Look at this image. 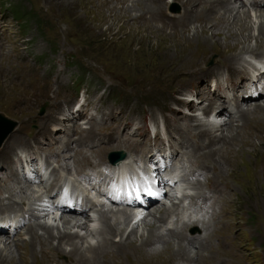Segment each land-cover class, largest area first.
Masks as SVG:
<instances>
[{"label": "rangeland", "instance_id": "obj_1", "mask_svg": "<svg viewBox=\"0 0 264 264\" xmlns=\"http://www.w3.org/2000/svg\"><path fill=\"white\" fill-rule=\"evenodd\" d=\"M203 1L195 0L189 4L186 0L181 2L180 0H166L165 6L155 8L149 18L150 20L146 16L143 20L138 17L136 19L119 18L118 20L115 16L109 15L106 12V8L99 10L100 2H95L91 7L87 5L86 0H81L80 2L73 0H0V115L15 123L13 127L15 129L11 130L7 134L8 138L6 137L3 141H10V144L11 142L19 144L22 143L21 140L25 139L31 141L32 139L30 138L39 131L38 128L42 131L40 128L41 124H48L45 129V135L37 137L38 145L32 141L29 147L34 161L37 162L36 158L39 152L45 154L56 147L62 146L67 139L68 141L76 139L77 135L71 133L75 125H79L83 130H89L95 124L100 129V133L94 137L97 141L102 140L104 134H113V129L120 122H124L126 116H131L140 123L154 119V121L159 122L158 119H162L167 129L170 127L176 131L177 129L174 128L182 124L178 121L176 126L178 116L188 113L189 116L196 115L195 117L198 118L196 123L198 129L206 127L204 123L206 116L202 114L204 110L202 107L207 105L206 96L208 95L211 101L213 96L211 91L203 88V84L197 87V91L196 89L193 90L191 85L193 83L192 78L197 73L195 71L200 66H203L204 63H206L207 67L213 66L214 61H216V54L222 59L229 58L240 51L241 45L233 49V47L227 46L221 38H210V35H208L209 38H206L204 36L206 34L199 29V23L195 17L193 18V12L189 14L192 22L189 23L191 20H185L187 21L185 25L184 23L180 24L181 20L171 24L162 18L167 10L174 14L190 13L189 8L191 6L192 8L194 5L199 7ZM76 2H83L82 6H84V9L81 10V6L77 5ZM230 5L237 6L238 3H231ZM208 6L213 10H218L213 7L212 0L208 2ZM248 7L254 8V2L251 1L249 5L245 4L243 8L239 9L243 10ZM255 10L259 9L255 8ZM218 11L220 14L226 12L224 10ZM131 14H138V11L134 10ZM233 15L234 13L231 14V18H233ZM253 16L251 15L252 23L255 21ZM252 33L256 36V30L253 29ZM251 46L254 47V39L250 42ZM212 54L214 55L211 57ZM197 56L201 58L197 59ZM251 58L249 56L246 59ZM221 84L223 85V82L219 83L220 86ZM181 85L186 86L179 89ZM79 86L82 88L81 90H79ZM183 89L184 91H182ZM220 89L223 91L222 87ZM84 92L87 93L88 99L94 97L97 104L96 110L100 116L90 121L88 128L83 120L69 119L60 121L61 117L57 115L58 111L55 112L56 100H58L56 106L61 108H65L68 105L73 106L74 103L81 101V94ZM188 95L194 99L192 105L188 107L182 105L179 111H172L171 108L177 107L173 99L183 98L188 100ZM258 101V103L262 104L264 103V98L262 97ZM165 107H169L173 112V118L169 117V112L165 110ZM120 113L121 119L119 121L118 114ZM219 114L221 112L216 115ZM236 114L237 111L227 117L229 124H240V119ZM56 116H58L57 120H55ZM80 116L82 117V113ZM252 117L254 122H259L258 124L264 127V120L262 119L264 116L260 115V112H254ZM221 122L223 120L217 122L216 127L211 129V136L225 133L222 130L224 125L219 126ZM0 124L2 125L3 123ZM183 125H186V123H183ZM231 133L235 134L234 131H231ZM254 133L255 131L250 133L245 131L237 134L255 144L258 142L256 136L261 138L260 141H264V134L257 135ZM131 137L132 140L137 138L136 136ZM52 138L53 141L51 140ZM94 138L87 139V141H93ZM116 140L114 143L122 141V138L118 141ZM3 141L0 144V180L7 179L5 180L7 181L6 183H13L14 177L15 181L17 179L19 181V178L23 175L21 169L24 168V158L26 156L22 153V147L16 146L12 163L8 165L11 153L5 152L2 154L5 144ZM107 142H103L101 145L108 146ZM192 142L195 144L194 138L189 141L191 149L193 147ZM252 145L254 144H250L247 147L249 153ZM86 146L90 145L86 144ZM204 149H199L196 153L201 150L204 151ZM111 150L114 149H109L106 156ZM218 152L225 153L227 157V165L223 167L221 174L228 179L231 187L227 190L230 201L215 205V208L219 211L217 216H211V207H207V205H201V208L196 206L195 202H198L197 205H199L202 199L194 198L192 201L190 200V196H197L198 191H200L195 188L194 182H191L192 180L194 181L195 175L198 178L209 181L203 176L208 170L204 166H201L204 171L200 170L201 167H190L192 180L182 181L173 191L172 197L163 199V204L162 202L159 203L160 208L169 209L170 215L172 214L171 219H178L179 223H175L177 226L181 224L183 218H198L201 215L207 217L205 224L190 225L186 227L182 234L187 238V241H184L183 244L188 249L187 255H182V257L192 258L195 255L196 258L193 259H196L197 262L194 264H264V173L259 169L254 170V164L258 160H255L252 155L247 153L243 158L238 156L239 152L233 141L229 142L224 138L223 143L218 147ZM191 153L194 154V152ZM61 154L65 158L69 156L65 151L61 152ZM259 154H261V151H259ZM185 156H187L186 153ZM260 158L263 159V156ZM188 159L194 164L192 162V159H194L193 155L191 160L190 158ZM188 159L187 163H190ZM49 160L56 164L57 169L54 175L56 173L59 175V171L62 168L52 159ZM250 162L252 163L250 164ZM20 165H23L21 169ZM205 166L209 165L205 163ZM69 167V170L62 169V172L69 178H73L81 170L97 168L99 165L86 167L71 165ZM25 171L27 170L24 169ZM12 172L15 174L13 178L10 177ZM37 180L35 175L30 179H22L19 182L24 186L30 185V191L37 196L40 195L42 189V185ZM2 184L3 182H1ZM206 187L208 186H205V191H207ZM216 191L218 192L216 188L211 187L205 195L207 198L216 196ZM7 196L0 195V204H5L6 202L23 206L21 199L17 195ZM35 196L24 201L26 209L30 206L38 207L41 201H37ZM172 204L175 206H172ZM176 206L179 207L178 210L173 211ZM101 207L117 208L103 203L87 210L85 215L92 220L87 223L90 229L95 230L100 225V221L97 219ZM151 207L152 205L147 207V209ZM143 210L146 209L144 208ZM52 214L54 215V213H50L40 220L47 221L53 225L58 224L60 230H63L60 220L52 219ZM62 214L68 218H82L72 213ZM155 215L157 216L158 213H155ZM3 217L5 218V216ZM6 217L9 219L11 216ZM8 219L5 226L11 221ZM82 219L84 220V218ZM14 220L12 219V221ZM136 220L139 224L137 226L138 234L146 236L148 225H140L141 220L137 218ZM154 220L156 225L162 223L156 217ZM208 222L210 223L208 224ZM175 224L174 226H176ZM72 225L73 223L70 225L69 231L78 233L82 237L81 240L75 238V242L81 252L70 258L65 257L64 254L52 255L51 262L53 264H61L63 259L68 262L83 259L85 254H87L84 248L88 245H96L98 243L97 240L99 241L98 235L94 232L90 234L86 229L80 230ZM171 226V224L167 225L168 228ZM129 229L125 230V235ZM203 229L204 233L208 235V247L204 248L203 256L201 257L197 256L196 252L198 250V242L201 239L200 233ZM37 230L39 233L42 232L38 228ZM55 231L54 228L53 233ZM5 233H9L7 236L12 234L8 231L3 232V234ZM26 233L25 229L21 227L17 232L13 233L11 236L12 240L16 241L21 238L25 241L28 239ZM124 234L123 236H125ZM162 234L164 233L162 232ZM112 237L115 242H118L119 238L115 237V234ZM170 240V245L175 250L180 247L178 244L181 243L177 242L176 237H170ZM41 241L42 238L35 242L34 250H46ZM0 243V249L5 255L6 249H4L1 241ZM52 244L56 245L57 241L54 240ZM234 245L240 254V259L231 263L228 249ZM31 247L32 242H24L19 246H14L19 256L26 252L25 255L29 258V261L33 257V253L30 250ZM61 249L65 252H70L71 245L62 243ZM108 250L109 247L105 248L104 251L107 252ZM107 253L103 254V256L99 253L98 260L102 261V264H129L124 258V254L111 256L110 258ZM164 253V251L160 252V257H165ZM176 259L177 257H172L167 264H176ZM82 263L87 264V261ZM178 264L183 263L178 261Z\"/></svg>", "mask_w": 264, "mask_h": 264}, {"label": "bare ground", "instance_id": "obj_2", "mask_svg": "<svg viewBox=\"0 0 264 264\" xmlns=\"http://www.w3.org/2000/svg\"><path fill=\"white\" fill-rule=\"evenodd\" d=\"M73 1L80 2L81 0L80 1L73 0ZM181 1H185V0H180V2ZM194 1L195 0H190V1L186 0V2H188L189 4L193 3ZM210 1L211 0H204L203 3L199 7H195L194 5L192 8L191 6L192 10L191 8H189L190 13H187V14L185 13L184 14H179V13L174 14L170 12L169 10H167L165 13L163 12L164 14L162 18L167 23H171V24L181 20L180 24L182 25L184 23L185 25L187 21L191 20L189 18V14L193 12L194 13L193 18L195 17L196 21L199 23L200 26L198 24L197 25L200 27L199 29H201L202 33L206 34L204 35L206 36V38L207 37L209 38L208 35H210V38H213V37L221 38L223 39L224 43L227 46H231L233 47V49L241 45L240 51H238L237 54L232 55L231 57L226 58V59H222L219 57L218 54H216L217 57H216V61H214L213 66L207 67L206 63H204L203 66H200L198 70L195 71L197 73L195 74V76H193L194 77L192 78L193 83H191V85L193 86L192 87L193 90L196 89L197 91L198 89L197 87L203 84V88L205 90L211 91L212 95L214 94L215 90H217L218 93L221 92L220 87H222L223 91L225 92H230V93L236 92V94L238 91L241 90L242 98H241L240 103H237L236 110H235V112L237 111L236 115L240 119V124L239 123H236V125L229 124V120H227V117L231 116V114L229 113L228 110H224V106H223L224 101L223 102L219 101L218 108L223 110V114L221 113L215 116L217 118H221L222 115L226 114V118H224L223 122H221L219 125L220 127L221 125H224V128H222V130H224L225 133H220V135L211 136L212 135L211 127H208L206 122H204L206 124V127L198 129V126L196 125V123L198 122L197 121L198 118L195 117L196 115L189 116L185 114L184 115L180 114L178 116L179 118H177L176 120V126H177L178 121L182 124H179L176 128H174V129H177L176 131L170 127H168L167 129L165 128L166 126L165 127L162 126V130H163V134H166V136L172 138V141L180 138L181 141L186 142L188 138L190 137L195 138V144L193 145L192 149L188 151V152H194V154L187 152L186 153L187 156H185V154L182 155L183 164H184L183 166L184 171H183L182 177L185 178L184 177L185 175L189 177L190 169H191L190 167H194L195 165H196L195 168L196 167L200 168L201 166H204L205 168L208 169L206 174H204L203 176L209 181H206L203 178H198L197 175L194 181L193 180L191 181L192 183L194 182L195 188L199 189L200 191H198L197 196L196 195L190 196V200L192 201L194 198L202 199L203 201L202 206L207 205V207H211V210H210L211 216L213 215L217 216V214H219L218 213L219 211L215 208V205L217 203H222V202L227 203L230 201L227 190L231 186L229 185L228 179L224 175L221 174V170L223 169V167L227 165V157L225 153L218 152V147L221 143H223L224 138H226L227 141L229 142L233 141L235 143V146H237V150L239 152L238 156L243 158L248 153L252 155L255 158V160H258L254 164V170L259 169L262 171V173H264V141H260L261 138L259 136H256L258 142L255 144L249 140H246L241 135L238 136L237 134V133L241 134L242 132H245V131L246 133L255 131L254 134H257V135L264 134V127L258 124L259 122L257 123L256 121L254 122L252 120L253 118L252 114L254 112H260V115L264 116V103L262 104L258 103L259 102L258 100L263 97L262 96L263 94L261 93L258 96L253 97L250 95V93H247V91H250V90H256V91L262 90V92H264L263 91L264 82H260L261 77L264 76V71L263 69H257V68L251 67L250 59H246L247 57L251 56L252 57L251 59L254 58L257 61V63L264 65V54H263L264 53L263 52L264 51V43H263V40H264V11H263L264 10V0H257V1L252 0V2H254L255 7L254 8L248 7L243 10L239 9V8H243V6L246 4L242 0H233V2L232 0H212V5L214 8L218 10L226 11L223 14H220L218 10L216 11L215 9L214 10L211 9L208 6V2ZM95 2L101 3L100 6L98 4L99 10H103L102 8H106V12H108V14L113 17L115 16V18H117L118 20L119 18H135L136 19V17L142 18L143 20L145 16L148 17L149 19L150 16L152 15V12L155 10V8L163 7L167 3L166 0H86L87 5L91 7L94 5ZM82 3H77V5L81 6V10L84 9V6H82ZM231 3L233 4L238 3V5L231 6L230 5ZM255 8H258L259 10H255ZM134 10H137L138 14L132 15L131 13ZM233 13H234L233 18H231V14ZM251 15H254L253 16L255 18L254 23H252ZM191 22L192 20L189 23ZM253 29L256 30V36L252 33ZM252 39H254V47L253 46L250 47V42ZM213 55L214 54H212L211 57ZM199 58L201 57L197 56V59ZM262 68H264V66ZM220 82H223V85L221 84L220 86L219 85ZM185 86L186 85H183V86L181 85V87L179 86V89L185 88ZM182 91H184V89ZM205 100L207 101L208 106H209V103H213L209 99L208 95L206 96ZM173 101L176 102L175 104L177 105V107L171 108V109L172 111L176 112L180 110V107H182V105H185L187 107L189 105H192V103L194 102V99L189 96L188 100L187 99L184 100L183 98H177V99H173ZM57 103H58V100H56L55 102V112L58 111L57 115L61 117V119L59 118L60 121H65L69 119L78 120L81 118L80 116L81 113L82 115L84 113V108L77 107L75 103L73 106L68 105L65 108L56 106ZM95 109H97L96 106H95ZM165 110L169 112V117L173 118L172 116L173 112L169 109V107H165ZM95 111L97 112V110ZM202 114H204L207 117L208 108H205L202 111ZM118 115H119L118 120L120 121L121 113ZM57 117L58 116L55 117L56 118L55 120L58 119ZM262 119L264 120V118ZM92 120H95V117L92 118ZM126 122H127L126 120L124 122H120L118 126L115 127V129L122 128V132L124 133L126 129V128L124 129V127H127ZM183 123H186V125H183ZM210 125L216 127L217 122H214ZM47 126L48 124L42 123L40 126L42 131L38 128L39 131L35 133L36 136L33 135L30 138L32 139L31 141H29V139H25V140H21L22 143H19V144H15L12 142L10 144V141L9 142L3 141L5 144H4V149L2 150V154L5 152L11 153V156L9 157V161L7 160L8 165L12 163V158L14 156V150L15 148H17L16 146L22 147L21 149L22 153H24V155L26 156L24 158L25 159L24 168L21 169V166L23 165H20V169L23 171V175H21V177L19 178L20 180L26 179V178L30 179L31 177L37 174V170L34 167L35 166L34 157L29 147L31 146L30 144L32 141L37 144L38 136L45 135V132H46L45 129L47 128ZM14 129H12V131ZM115 129H113V134H104L103 139L97 141V146L91 147V146H86V141L87 139H92L96 137L100 133L99 132L100 129L95 124H93L89 130H83L82 128L79 127V125H75V127L71 130V133L77 135L76 139L72 141H68L67 139L62 146L56 147L55 149H52L51 151L45 153L44 155L48 159H52L53 161H55L59 165V167H61L64 170H69L70 168L69 166L71 165H77V167L100 165L103 161H106V157H107L106 153L109 149L120 148L124 144L123 141H118L120 138H122L123 134H121V136H119L118 138L117 134L115 133ZM181 131L182 133L185 132L187 135L183 136L179 133L178 134L176 133V132H181ZM231 131H234L235 134H232ZM132 136H135V135H132ZM6 137L7 135L4 137V140L6 139ZM51 140L53 141V138ZM115 140L118 142L114 143ZM106 141H108L107 142L108 146L101 145V143L106 142ZM250 144H254V145H252V149L249 153L247 147H249ZM124 145L126 147L132 146L129 143L124 144ZM202 148H205L204 151L201 150L202 152L200 151L196 153V151ZM63 151L69 154L68 158H65V156L61 154V152ZM69 151H71V153H69ZM259 151H261V154H259ZM209 153H211V155H209ZM192 155L194 158L192 159L193 160L192 162L194 164L187 163L186 157L190 158L191 160ZM261 156H263V159L260 158ZM126 159L127 158H125L124 161L119 162V163H125ZM205 163L209 165L210 167L205 166ZM251 163L252 162H250V164ZM202 168L203 167H201V169ZM24 169H27L29 171V177H25ZM202 171L204 170L202 169ZM13 176H15V174L12 172L10 177L13 178ZM5 180L7 179L0 180V195L5 196V197L7 195H9L10 197L11 195H14V196L17 195V197L21 199L22 201L21 203L23 204V206L21 205L17 206L15 204L6 203V202L5 204H0V223H2V226L0 229V237H1L0 241L4 245L3 246L4 249H6L5 255H3L2 250L0 249V264H21V263L22 264H29V263L30 264H53L51 262L52 255L56 254L55 256H57V254H64L65 257L70 258L71 256L80 253L81 249L78 247L77 243L75 242L76 241L75 238H79L81 240L82 237H80L78 233H71L69 231L70 225L72 223H73L72 226H75L76 228L80 230L86 229L87 231H89L90 234H93L94 232L95 234L98 235L99 241L97 240L98 243H96V245H88L84 248L85 253H87L85 254V258L77 259V260L70 261V262L65 261L63 259L61 261V264H83L82 263L83 261H87V264H102V261L98 260L99 256L100 255L103 256V254L107 252L110 258L111 256L124 254L123 256L128 261L129 264H167L169 263L168 262L169 259H171L172 257L173 258L177 257L176 264H178V261H182L183 264H194L195 262H197L196 259H193V258H196L195 255L192 258H189V257L187 258V256H185L186 258L182 257V255L183 256L185 254L187 255V250H188L183 244L184 241H187V238L183 236L182 234H183V231L186 229V227L190 225L194 226V224H198V225L199 224L202 225L203 223L205 224L206 222L205 220L207 217L204 215H201V217H198V218L180 217V218H183V220L181 221V224L177 226L175 223H179L178 219H171L172 214L170 215L169 209H166L163 207L160 208V205H159L160 202L157 201L156 203L147 205V207L152 205V207L149 208L151 210L147 209L146 207L145 208L146 210L141 211L142 212L141 215L135 213L132 208L111 209V208L101 207L99 210L98 219H97L100 221V225H98V227L95 228V230L90 229L88 227L87 223L91 222L92 220L91 218H89V216L85 215L87 211L86 209L82 210L78 214H75V215H78L84 218V220L82 218H76V217H72V218L64 217L63 214H61L59 217V220H60V225L63 228V230H60L58 224L53 225V224H49L47 221L40 220L41 218H44L48 214L52 213L53 211V206L51 204L52 200L45 199V197L47 196V193L41 190L40 195L35 196L30 191L31 189L30 185H25V186L21 185V183L19 182L20 180L18 181L17 179L15 181V177L12 180L13 183H10V182L6 183L7 181ZM1 182H3L2 185H1ZM191 182L190 184H192ZM206 185L208 186L206 187L207 191L211 189V187L216 188L218 190V192L216 191L217 195L207 198L205 195V193L207 192L205 191ZM34 196L35 198H37L36 199L37 201H41L38 204V207L30 206L26 209L24 207V205H26L24 201L30 199L31 197L34 198ZM169 197H172V195H169L167 198L169 199ZM43 200H45L46 203H43ZM197 203L195 202L196 206H199V208H201L202 206L197 205ZM99 204L100 203L94 206H98ZM172 206H175V205L172 204ZM188 207L190 206L188 205ZM178 208L179 207L176 206L173 208L174 210L173 209L172 210L175 211V210H178ZM3 213H6L8 214L7 216H11V217H9L8 219L5 216L4 218ZM155 213H158V215L156 216ZM155 217L159 219L162 223L159 225H156L155 224L156 221L154 220ZM136 218L138 220H141L140 225L141 224L148 225L149 228H148L146 236L138 234L137 226L139 224ZM7 219L9 221L12 219H15V226L11 227L10 222H9V224L7 225L5 229L4 228L5 224L8 222ZM52 219L55 220V218H52ZM209 223L210 222H208V224ZM169 224L172 225L170 228L167 227V225ZM174 224L176 226H174ZM21 227L25 229V233L28 231V233H26L28 235V239L23 241L20 238V239H17L16 241H13L11 236L13 235V233L17 232L18 229H20ZM37 228L42 230V232L41 233L37 232L38 231ZM54 228L56 230L55 233H53ZM127 228H130V229L125 235L124 232ZM4 231L11 232L12 233L11 236H7L9 233L3 234ZM162 232L164 234H162ZM113 234H115V237L119 238L118 242L117 241L115 242L113 240V237H112ZM123 234L125 236H123ZM207 236H208L207 233H204V229H203L200 233V238L202 240L200 239L197 245L198 250H199V251L197 250L196 252L197 256L202 257L204 248L208 247V243H207L208 237ZM170 237H176L177 242L181 243L182 245L178 244L180 245V247L175 250L174 247L170 245L171 243ZM40 238H42L41 243H43L46 250L36 251L33 249V247L35 246V242L40 240ZM54 240L57 241L56 245L52 244ZM153 241H155L154 244H153ZM24 242H32V247L30 250L33 253V257L30 259V261H29V258H27L25 255L26 252L22 256H19L18 255L19 253L14 248V246L15 247L17 245L19 246L23 244ZM62 243H69L71 245V251L70 252L63 251L61 249ZM107 247H109V250L105 252L104 250ZM148 247H150V249H148ZM162 251L165 252L164 253L165 257H160L161 255H159V253ZM228 255H229V258H231V261H230L231 263L240 259V254L235 245L233 247L231 246L228 249ZM19 259L21 260V263Z\"/></svg>", "mask_w": 264, "mask_h": 264}, {"label": "water", "instance_id": "obj_3", "mask_svg": "<svg viewBox=\"0 0 264 264\" xmlns=\"http://www.w3.org/2000/svg\"><path fill=\"white\" fill-rule=\"evenodd\" d=\"M0 123H3L2 126L0 124V144L3 141L4 137L10 133V131L13 129V127L15 126V123L13 121H10L8 119H6L5 117H3L2 115H0Z\"/></svg>", "mask_w": 264, "mask_h": 264}, {"label": "trees", "instance_id": "obj_4", "mask_svg": "<svg viewBox=\"0 0 264 264\" xmlns=\"http://www.w3.org/2000/svg\"><path fill=\"white\" fill-rule=\"evenodd\" d=\"M16 12H17V10H15ZM24 26H25V24H24Z\"/></svg>", "mask_w": 264, "mask_h": 264}]
</instances>
